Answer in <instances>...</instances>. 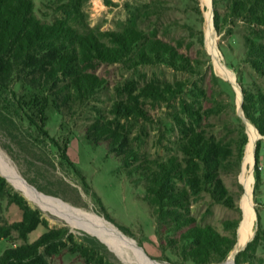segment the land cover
Segmentation results:
<instances>
[{
	"label": "trees",
	"instance_id": "obj_1",
	"mask_svg": "<svg viewBox=\"0 0 264 264\" xmlns=\"http://www.w3.org/2000/svg\"><path fill=\"white\" fill-rule=\"evenodd\" d=\"M88 1L48 0L47 11H37L33 0H0V129L15 143L25 144L23 135L15 132V118L26 121L36 140L55 144L86 185L67 153L68 143L59 147L46 128L54 113L63 123L76 125L82 120L80 135L86 142L103 147L129 180L141 183L142 199L157 233L167 237L166 247L183 264L225 261L238 242L243 217L225 221L228 234H223L211 225L198 224L191 203L209 194L212 202L241 213L224 175L239 174L248 135L244 119L235 112L232 119L222 117L225 106L220 98L225 89L221 86H230L229 82L213 70L212 79L201 84L159 77L142 82L128 79L115 87L113 95L110 77L104 73L109 67L136 70L164 64L192 76L198 63L183 50L181 41L171 43L156 32H147L136 16L120 30L101 33L88 22ZM213 7L215 29L228 39L225 47L232 52L237 41L246 63L264 79V0H213ZM237 26L242 30L235 31ZM237 78L244 117L264 137V93L245 89L240 72ZM230 90L227 93L233 98L231 86ZM189 93L191 100L185 97ZM164 133L171 136L173 147L164 146ZM148 140L153 153L145 150ZM261 149L262 140L255 153L256 192L262 183ZM135 174L137 181H133ZM5 203L20 207V221L6 220ZM98 203L104 217L114 222ZM40 213L15 195L0 175V240L16 234L25 242L7 248L0 264H121L97 238L76 235L67 227L51 229L27 243L28 236L44 223ZM262 234L259 226L255 239L237 254L236 264H254Z\"/></svg>",
	"mask_w": 264,
	"mask_h": 264
},
{
	"label": "rangeland",
	"instance_id": "obj_2",
	"mask_svg": "<svg viewBox=\"0 0 264 264\" xmlns=\"http://www.w3.org/2000/svg\"><path fill=\"white\" fill-rule=\"evenodd\" d=\"M33 1L37 5V11H47L46 3H48V0ZM85 11L91 27L98 29L101 33L120 30L127 25L129 20H134L136 16L138 24L141 28L146 29L147 32H156L160 38L171 43L181 41L183 50L191 56L194 62L198 63V71L192 76L182 72H175L164 64L154 67L140 66L136 70L128 69L125 66L109 67L104 73L110 77L109 81L113 95L115 94V87L117 85L123 86V83L128 79L142 82L143 80L159 77L161 79L167 78L170 81L188 79L190 82L201 84L204 80L208 82L212 79L213 70L217 77L229 82L235 95L232 98L228 94H231L230 86L222 84L221 87L225 89V93L220 98L225 106L222 117L224 120L232 119L234 112L242 117L247 126L248 143L251 135L250 130L255 131L257 134L255 150L257 142L262 140L259 163L262 183L256 192L255 164L253 162L252 167L249 164L245 165L244 157L246 156V151L239 174L230 172L224 175L225 183L232 192L233 199L241 208V213L233 211L225 205L212 202L209 194H204L197 202L191 203L193 204L192 215L197 218L198 224L211 225L221 233L228 234L223 223L243 217L242 207L247 193L245 180L252 176L251 200L254 210H258L261 215V222L258 221V225L257 220H255L253 226L254 235L248 238L245 245L248 241L251 242L255 239L258 228L261 226L263 236H261L257 248L254 264H264V137L258 133L255 125L247 120L248 124L243 115L244 97L237 78V72L244 76L243 85L247 90L264 93V79L246 63L247 56L245 51L237 44V41H233L234 48L232 52L225 47L228 42L227 37L224 34L220 35L215 29L213 0H89ZM209 15L213 26L211 35L209 32ZM241 30L242 28L238 26L235 28V31ZM213 45H215V49ZM216 60L235 75L234 81L223 74ZM235 84L240 86L241 91ZM207 88L211 91L212 87ZM214 89L216 88L214 87ZM213 93H216V90ZM216 96L218 97V94ZM185 97L191 100V93L185 95ZM232 103H235L236 107L233 108ZM163 110H166V113L168 112L165 107ZM15 119L17 125L15 132L23 135L21 136L25 138V144L19 145L15 143L0 129V151H3L2 153L14 165L27 184L48 197L70 204L75 209L92 212L99 217L105 218L101 213L99 200L101 206L115 223L105 219L123 234L134 239L138 246L144 249L145 254L150 259L156 260L155 262L159 264H183L166 247L165 241H167V237L157 233V227L152 219L150 209L142 199L145 192L141 187V183L134 184L132 180H129L121 172L118 160L110 156L103 147L96 148L86 142L84 137L80 135L82 120H78L76 125L73 122L63 123L61 116L54 113L51 115V120L46 128L50 132L51 137L60 144L59 147L63 148L68 143L67 153L72 163L84 177L86 185L75 168L61 158V154L55 144L49 142L46 145L39 137L36 140L34 132L27 128V122L17 117ZM148 132L152 133V136L155 135L152 129H149ZM164 136L167 138L164 140V146L173 147L170 143L171 136L165 133ZM143 139L146 140V136ZM145 148V150L153 153L151 140H148V145ZM138 179L139 177L135 174L133 181ZM7 182L15 195L24 198L30 208L41 212L40 215L44 221L28 236L27 243L34 242L44 233L54 228L67 227L71 233L76 235L87 234L80 231L86 228L77 224L69 216L57 214L54 211L47 214L42 209L34 206L21 190L10 184L9 181ZM241 187H243V190H241ZM22 213L18 205L5 203L4 216L8 222L20 221ZM117 225L126 228L130 233H125ZM21 244H25V242L17 239L16 234L12 235L11 239L0 240V256L7 248ZM232 252L225 261L217 264H227L226 262L230 259ZM114 256L121 264H128L120 255L119 257L122 260L115 254ZM71 259L67 258L66 261L69 262ZM186 264L193 263L188 262Z\"/></svg>",
	"mask_w": 264,
	"mask_h": 264
},
{
	"label": "bare ground",
	"instance_id": "obj_3",
	"mask_svg": "<svg viewBox=\"0 0 264 264\" xmlns=\"http://www.w3.org/2000/svg\"><path fill=\"white\" fill-rule=\"evenodd\" d=\"M210 20L209 32L210 35L213 32V26L211 24V17L208 16ZM215 49V45H213ZM216 57V53L214 52ZM218 60V59H217ZM217 65L222 70L223 74L231 80H235V75L230 72L227 68L222 66L218 61ZM220 73V72H219ZM250 140L247 145V153L245 156V165H253L254 154L255 153V143L257 139V134L255 131L250 130ZM0 151V172L5 178L15 186L17 189L21 190L25 197L36 207L42 209L44 212L49 214L54 211L57 214H63L72 218L77 224L83 226V229L92 235H97L102 238V240L108 244L115 253L120 255L128 264H159L152 259H150L145 252L139 248L138 244L131 237L126 236L121 231H119L115 226L107 221L105 218L99 217L92 212H85L82 210L75 209L70 206V204L63 203L55 198L48 197L44 195L32 186L26 183L25 179L16 170L14 165L8 160V158ZM247 166V165H246ZM252 176L245 180L246 186V197L244 199L243 207L248 216V222L243 223L241 228V238L237 249L231 254L230 259L227 264H234L235 255L237 250L241 249L245 242L254 235V222L256 220V213L252 203V186H251ZM90 230V231H89Z\"/></svg>",
	"mask_w": 264,
	"mask_h": 264
},
{
	"label": "water",
	"instance_id": "obj_4",
	"mask_svg": "<svg viewBox=\"0 0 264 264\" xmlns=\"http://www.w3.org/2000/svg\"><path fill=\"white\" fill-rule=\"evenodd\" d=\"M236 85V87H238L239 88V90L241 91V88H240V86H238L237 84H235ZM244 115V114H243ZM246 121H247V119H246ZM248 122V121H247ZM248 124H249V122H248ZM259 137H261L260 135H259ZM246 151H247V149H246ZM255 153H256V150H255ZM255 153H253L254 154V164L256 163V161H255ZM245 158V157H244ZM0 175H2L3 176V174H1L0 173ZM3 178H5L4 176H3ZM6 179V178H5ZM7 180V179H6ZM8 181V180H7ZM246 189V188H245ZM242 209H243V220L240 222V225H239V228H238V242H237V244H235V246H234V250H236L237 249V246H238V244L240 243V238H241V228H242V225H243V223H245V222H248L247 220H248V216H247V213H246V211H245V209L242 207ZM255 213H256V220H257V222L259 221V216H258V213H257V211H255ZM73 229V228H72ZM80 230V229H79ZM80 231H82V232H85V233H87V234H90V235H92V233H89V232H87V231H84V230H80ZM92 237H95V238H97V240H99L101 243H103L110 251H112L117 257H119V255L118 254H116L115 253V250H113L108 244H106L103 240H102V238L101 237H99V236H97V235H92ZM248 243H249V241H248ZM248 243L244 246V247H242L241 249H239V250H237V253H236V255L238 254V253H240L241 251H243L245 248H246V246L248 245ZM139 248H141V247H139ZM143 251H144V249L143 248H141ZM233 250V251H234ZM145 252V251H144ZM146 253V252H145ZM120 258V257H119ZM121 259V258H120ZM122 260V259H121ZM154 261H156V260H154ZM234 264H236V260H235V262H234Z\"/></svg>",
	"mask_w": 264,
	"mask_h": 264
},
{
	"label": "crops",
	"instance_id": "obj_5",
	"mask_svg": "<svg viewBox=\"0 0 264 264\" xmlns=\"http://www.w3.org/2000/svg\"><path fill=\"white\" fill-rule=\"evenodd\" d=\"M1 240H4V239H1ZM33 242V241H32ZM32 242H30V243H32Z\"/></svg>",
	"mask_w": 264,
	"mask_h": 264
}]
</instances>
